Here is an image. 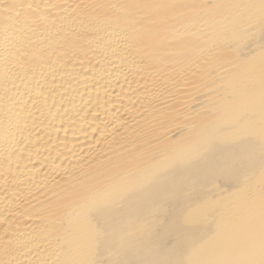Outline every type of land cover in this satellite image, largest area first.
I'll list each match as a JSON object with an SVG mask.
<instances>
[{
    "label": "bare ground",
    "instance_id": "6f19581e",
    "mask_svg": "<svg viewBox=\"0 0 264 264\" xmlns=\"http://www.w3.org/2000/svg\"><path fill=\"white\" fill-rule=\"evenodd\" d=\"M0 264H264V0H0Z\"/></svg>",
    "mask_w": 264,
    "mask_h": 264
}]
</instances>
